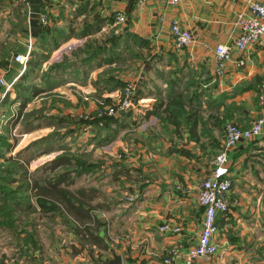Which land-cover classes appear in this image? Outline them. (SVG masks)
Instances as JSON below:
<instances>
[{
  "label": "crops",
  "instance_id": "0c3cea01",
  "mask_svg": "<svg viewBox=\"0 0 264 264\" xmlns=\"http://www.w3.org/2000/svg\"><path fill=\"white\" fill-rule=\"evenodd\" d=\"M247 1L177 0L168 4L166 0H22L25 32L19 42L20 52L27 38L31 49L28 59L18 64L14 77L29 69V61L36 58L28 79L43 89L36 95L29 94V99L21 103L12 84L0 106L6 116L5 131L11 124V113L5 112L16 105L20 115L19 109L31 106L34 101L30 100L42 91L62 94L66 101L74 102L80 99L67 90H75L80 97L88 93L105 95L120 93L112 87L114 81L136 84L132 106L105 119L97 136L87 135L81 148L98 140L104 158H112V163H104L105 169L98 166L100 171L129 177L131 183L143 178L144 185H137L135 190L131 184L128 191L136 194L134 201L112 206L113 216L105 221L104 213L109 210L91 202L96 192L88 189L93 187L72 186L74 175L70 173L80 168L75 158L69 157L66 166L73 170L67 174L66 194L73 196L75 188H85L83 204H73L95 217L93 234L107 250L86 243L81 233L72 231L71 224L61 222L70 246L65 249L66 256L57 257L59 244L49 238V253L53 255L50 264H91L97 256L109 259L111 252L120 256L121 264H159L165 251L175 247L178 256L169 263L174 264L181 262L183 253L196 243L202 209L195 197L200 181L210 172L211 156L207 153L220 146L225 122L244 128L262 110L259 96L264 95V34L243 53L232 49L223 73H214L213 48L218 43H230L237 35L235 15L246 9ZM118 13L124 15L121 23L114 22ZM41 15L45 23L40 22ZM172 21L191 34L188 46L173 45L169 33ZM242 56L244 64L236 66L234 60ZM128 59L133 60L129 68L117 74L114 66ZM46 80L48 83H44ZM36 127L23 130V136ZM38 137L18 147L19 158H0L2 163L13 164L9 170L0 166V264L47 263L40 256L43 248L39 235L46 230L51 237L58 226L51 221L58 214L50 205L39 207L36 198L42 196L40 187L47 182L55 189L49 197L57 198L58 182L53 172L61 165L50 170L43 168L45 164L28 168L37 151L27 152L34 150V145L36 150L43 147ZM8 144L5 149L10 152L15 146ZM117 153L121 161L113 158ZM78 159L88 165L83 158ZM227 167L229 206L215 219L217 252L209 261L196 264H264V134L231 147ZM135 171L140 177L135 178ZM87 221H82L83 225ZM162 223L178 225L180 230L160 233L157 228Z\"/></svg>",
  "mask_w": 264,
  "mask_h": 264
},
{
  "label": "rangeland",
  "instance_id": "374dc122",
  "mask_svg": "<svg viewBox=\"0 0 264 264\" xmlns=\"http://www.w3.org/2000/svg\"><path fill=\"white\" fill-rule=\"evenodd\" d=\"M24 30L25 10L22 0H0V75L8 84L15 81V75H17V71H19L18 64L21 63L14 61L13 58L15 54L19 53L22 49L19 42L24 37ZM132 61L133 60L128 59L127 61L114 66L118 70L117 74H121L125 69H128L129 62ZM110 67V69L114 68L112 66ZM47 81L49 80H46L44 83H48ZM132 83L134 82L127 81L124 83V86L130 85ZM44 85L48 86V84ZM48 91L49 90H46L44 92L42 91L38 96H36L39 97L38 99H36V97L35 99L32 98L30 101L33 100V104H31V106H28L24 111L23 109H19L20 115L18 113V108L16 107V105H12V107L8 105L12 109L7 110V112L5 113H11V117L9 119V121H11V124L8 125L6 123L8 126V132L5 131L4 128L6 125L0 127V158H4L7 156L19 158L18 156H16V150H18V147L24 145L26 142L29 143L30 140L36 138L37 136H40L38 137V139L41 138L40 145H43V147L41 148V150H36L38 149L37 145H34L35 148L32 147L34 148V150L31 149L27 152L32 153L31 151H37L33 154V159H30V161H28L27 163V166L30 169L34 168L37 165L45 164L43 165V168L45 170H50L51 166L46 163L48 162V160L53 159L56 156H67L71 159L79 157L83 158L84 161L87 162L88 166H90L91 171L89 172V174L84 173V175L69 172L71 177L72 175H74V183L72 186L84 185V187L87 188L93 187L96 193L94 194V197L92 196L91 202L93 204L98 203L102 205L103 208L109 210L104 213L105 215L103 216V219H105V221H108L109 218L113 216L112 211H110L111 207L115 205L119 206L126 203H132L136 194L133 191L129 193L128 189L131 184L134 185L135 190H137V185L138 188H142L144 185L142 180L144 179L142 178V180L139 182L134 181L135 183H131L129 177H114L112 173L104 172V170L100 171V167L98 169V166L104 165V168V163L108 161V163H112L110 162V159L112 158H110L109 156H107V158H104V152L98 148L101 145L98 144L99 141L96 139L94 143H92L91 141L88 146L86 145L87 147L81 148V146L84 138L87 135H92L93 133L97 136V132H99V130L101 129V124L105 119H107V117L102 118L96 115V112H94L96 107L112 104L116 100L119 93H106L105 95H94L88 93L80 97V94L75 92V90L74 92H72V90H67L69 94H72L80 99L74 102H69L66 101L64 95L55 94V92L51 93V90V92ZM14 106L16 107L15 109ZM68 110L70 111V114H65L64 112H67ZM37 125L39 127H36L34 130H30L28 135L23 136V130L31 129L32 127ZM224 125H222V135ZM43 134H45V137L42 136ZM125 137L126 136H124V138ZM5 142L11 143L15 146V148L12 149V151L7 152L4 147ZM51 146H54L57 149L55 148L49 151V147ZM218 149L219 146L214 151H208L207 154L210 153L211 159L218 151ZM114 156V159L121 158V155L118 153ZM121 160L122 159H120L119 161ZM108 163L106 164V166L108 165ZM0 166H2L6 170H9L13 167V164L10 162L2 163L0 161ZM72 170L73 168L70 166H60L54 170L53 174L55 176L61 174L63 176V182H61V184H63L67 180L66 171ZM135 172L136 174H133L135 175V178L136 175L140 177L139 172ZM51 222L58 225L56 227L57 231L55 228L51 233V237L49 235V232L46 230L41 231V234L39 235V239L41 238V246L43 248L42 255L40 256L42 260L47 261L46 264H50L49 261L51 259V254L49 253V238L52 240V242L54 239L59 244L60 251L58 252L57 257H60L61 255L66 256L67 252L65 251V249L70 246L68 243V236L65 233L66 226L64 224H61V222H63L61 218L57 215V218L52 219ZM46 223H48L47 220ZM109 225L110 224L108 223V227ZM110 236H112L111 233H109V237ZM88 249L91 250L92 248L88 246Z\"/></svg>",
  "mask_w": 264,
  "mask_h": 264
},
{
  "label": "built area",
  "instance_id": "2783aa9c",
  "mask_svg": "<svg viewBox=\"0 0 264 264\" xmlns=\"http://www.w3.org/2000/svg\"><path fill=\"white\" fill-rule=\"evenodd\" d=\"M168 4H174L177 0H166ZM45 17L40 16V22L45 23ZM124 21V15L118 13L114 16L115 23ZM237 29V35L230 40V43H218L213 48L214 73L221 75L225 64L231 60V50L235 49L243 53L250 45L256 43L264 34V0H248L246 9L235 15L233 22ZM169 33L173 45L176 48L188 46L192 37L188 30L180 27L176 21L169 25ZM31 41H25L23 52L16 53L14 61L23 64L29 57ZM244 57L234 60L236 66L244 64ZM12 87L0 75V106L5 93ZM136 91V84L125 85L120 91L116 100L107 106L96 107L98 117L109 118L119 112L128 110L133 104ZM261 112L254 118L247 127L241 128L233 122H226L223 127L222 141L218 151L212 157L210 172L203 178L196 193V203L202 209V218L196 243L183 253L182 261L174 264H196L197 261H209L217 252V244L213 236L217 231L215 223L216 216L228 210V195L231 181L228 176L227 152L238 143L245 142L255 136L264 134V95L259 96ZM4 116L0 112V127L4 124ZM157 230L160 233H177L180 230L178 225L162 223ZM178 256L177 249H167L162 255L159 264L173 263Z\"/></svg>",
  "mask_w": 264,
  "mask_h": 264
},
{
  "label": "trees",
  "instance_id": "16d2710c",
  "mask_svg": "<svg viewBox=\"0 0 264 264\" xmlns=\"http://www.w3.org/2000/svg\"><path fill=\"white\" fill-rule=\"evenodd\" d=\"M108 40H111L109 38ZM28 62V61H27ZM30 67L29 69H24L23 72L17 77V79L12 83L13 88L15 90L16 98L21 99V103L26 102L29 99V94L36 95L38 94L43 88L35 86L30 82L29 76L33 72L34 66L37 63V60L31 59L29 61ZM1 66V61H0ZM25 81H28L27 83ZM115 83L112 85L113 88L122 89L124 86V83L121 81H114ZM23 92H26L28 95L23 94ZM32 95V96H33ZM4 100V99H3ZM105 121V120H104ZM103 126V123L101 124V127ZM9 146L8 143H4V147ZM69 157L67 156H58L55 159L49 163L51 166L50 168H54L56 166H66L70 164ZM75 164L79 166V170L75 171V173H78L81 170H85V172L90 171V166L83 165L81 160L78 158H75ZM80 164H82L84 167H81ZM84 168V169H83ZM69 173V171H66V175ZM55 181L58 182V187L56 188L57 191V198L49 197V192L53 193L55 189L50 187L49 183H44L41 185V192L42 196L36 198V203L39 205V207H44L46 205H50L52 210L56 211L58 216L61 218L63 222L71 224V229L75 234H82L84 238V241L86 243H90L95 245L96 247H99L100 249L107 250L106 246L103 247V245L100 244V238H98L97 235L93 234V228L97 225L96 219L94 216L86 215L85 211L84 213L80 208H78L75 204L78 205L83 204L82 198L84 197V191L85 188L78 187L73 190L74 195L73 196H67L66 191L68 188H66V181L61 184L63 176L59 174L53 177ZM60 183V184H59ZM88 192L94 193L93 189H88ZM85 198V197H84ZM85 220H88L86 225H83ZM78 225V227H75ZM107 259H102L99 256L96 257V259H92L90 261L91 264H104Z\"/></svg>",
  "mask_w": 264,
  "mask_h": 264
},
{
  "label": "water",
  "instance_id": "95a60500",
  "mask_svg": "<svg viewBox=\"0 0 264 264\" xmlns=\"http://www.w3.org/2000/svg\"><path fill=\"white\" fill-rule=\"evenodd\" d=\"M104 264H121V258L118 254L111 252V257Z\"/></svg>",
  "mask_w": 264,
  "mask_h": 264
}]
</instances>
